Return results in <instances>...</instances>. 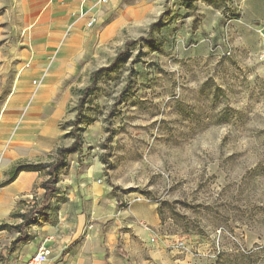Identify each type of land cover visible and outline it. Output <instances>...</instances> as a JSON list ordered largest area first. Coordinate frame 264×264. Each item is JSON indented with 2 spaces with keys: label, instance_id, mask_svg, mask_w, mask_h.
<instances>
[{
  "label": "rangeland",
  "instance_id": "rangeland-1",
  "mask_svg": "<svg viewBox=\"0 0 264 264\" xmlns=\"http://www.w3.org/2000/svg\"><path fill=\"white\" fill-rule=\"evenodd\" d=\"M150 1L146 15L161 16L154 42H136L102 74L82 114V156H67L58 185L87 173L112 186L122 208L155 204L161 221L150 227L152 240L161 236L187 264H264V0ZM26 21L22 0H0V52L11 50L13 85L14 58L28 46ZM147 30L124 27L115 53ZM89 77L58 93L68 96L65 108L47 107V124L60 135L44 161L71 144ZM40 191L32 206L41 203Z\"/></svg>",
  "mask_w": 264,
  "mask_h": 264
},
{
  "label": "crops",
  "instance_id": "crops-1",
  "mask_svg": "<svg viewBox=\"0 0 264 264\" xmlns=\"http://www.w3.org/2000/svg\"><path fill=\"white\" fill-rule=\"evenodd\" d=\"M22 1L28 46L14 58V85L11 50L0 52V264H24L42 249L50 251L43 264H187L161 236L152 240L150 227L161 221L155 204L122 208L112 186L87 179V173L58 185L63 192L53 198L47 218L37 213L21 234L18 225L32 207V193L44 190V170L24 168L14 178L11 172L45 162V151L59 137L60 129L47 124V107L67 106V94L58 93L70 92L93 65L115 56L124 27L146 28L154 21L146 15L154 6L150 0ZM91 16L97 23L89 27Z\"/></svg>",
  "mask_w": 264,
  "mask_h": 264
},
{
  "label": "trees",
  "instance_id": "trees-1",
  "mask_svg": "<svg viewBox=\"0 0 264 264\" xmlns=\"http://www.w3.org/2000/svg\"><path fill=\"white\" fill-rule=\"evenodd\" d=\"M187 3H191L192 0H185ZM161 20V16L156 21H153L147 30L145 35L140 36L136 39H128L125 41L123 47L119 49L114 56V58L107 64L102 65L96 69H94L90 73L89 82L86 86L79 90L78 94V101L76 105V113L75 117L71 120V128L69 134L72 136L73 140L70 145L64 146L60 145L56 149V158L53 161H45L43 163H38L37 165H19L18 167L14 168L11 172V178H14L17 172L21 169H34L47 171L48 177L45 179L41 186L44 189L42 201L37 206H32L31 209L22 214L23 222L18 225V228L21 231V234H24L23 228L28 224L30 220H34L36 218V214L40 213L44 218L48 216V210L52 205V200L55 196L60 193V187L58 186V177L59 173L62 169H64L66 164V159L69 154H73L75 152L78 153V157L82 156L83 150V136H82V127H81V120L82 114L85 109V105L88 102V99L91 95L97 90L99 80L104 72L113 70L120 61L127 59L130 54L132 46L137 42H147L152 44L154 42V29L156 26L159 25ZM140 60V56H136L133 60L137 62ZM134 68H131L130 77L128 79V84L131 85L133 80L132 76L135 75ZM83 166V162L79 161L78 168Z\"/></svg>",
  "mask_w": 264,
  "mask_h": 264
},
{
  "label": "built area",
  "instance_id": "built-area-1",
  "mask_svg": "<svg viewBox=\"0 0 264 264\" xmlns=\"http://www.w3.org/2000/svg\"><path fill=\"white\" fill-rule=\"evenodd\" d=\"M97 1H99L100 3H107L109 0H97ZM96 23H97V17L96 16H91L90 19L87 22V25L89 27H92ZM263 56H264V54H263ZM177 245L184 246V242L182 240H179ZM49 253H50V251L48 249H42L36 255L30 257L27 261H25L24 264H43V262L47 259V256H48Z\"/></svg>",
  "mask_w": 264,
  "mask_h": 264
}]
</instances>
